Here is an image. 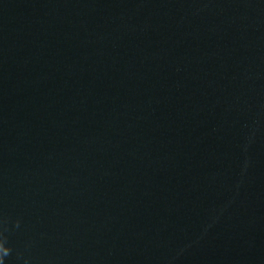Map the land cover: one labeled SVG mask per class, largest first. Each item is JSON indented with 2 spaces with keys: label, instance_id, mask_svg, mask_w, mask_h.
I'll return each mask as SVG.
<instances>
[{
  "label": "water",
  "instance_id": "1",
  "mask_svg": "<svg viewBox=\"0 0 264 264\" xmlns=\"http://www.w3.org/2000/svg\"><path fill=\"white\" fill-rule=\"evenodd\" d=\"M0 233L4 264H264V0H0Z\"/></svg>",
  "mask_w": 264,
  "mask_h": 264
},
{
  "label": "clouds",
  "instance_id": "2",
  "mask_svg": "<svg viewBox=\"0 0 264 264\" xmlns=\"http://www.w3.org/2000/svg\"><path fill=\"white\" fill-rule=\"evenodd\" d=\"M19 226V222H17V227ZM11 253V249L7 246V238L3 237L2 233H0V264H4V260Z\"/></svg>",
  "mask_w": 264,
  "mask_h": 264
}]
</instances>
